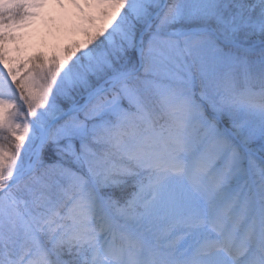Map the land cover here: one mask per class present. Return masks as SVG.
<instances>
[{
	"label": "snow or ice",
	"instance_id": "obj_1",
	"mask_svg": "<svg viewBox=\"0 0 264 264\" xmlns=\"http://www.w3.org/2000/svg\"><path fill=\"white\" fill-rule=\"evenodd\" d=\"M0 264H264V0H0Z\"/></svg>",
	"mask_w": 264,
	"mask_h": 264
},
{
	"label": "trees",
	"instance_id": "obj_2",
	"mask_svg": "<svg viewBox=\"0 0 264 264\" xmlns=\"http://www.w3.org/2000/svg\"><path fill=\"white\" fill-rule=\"evenodd\" d=\"M60 23H62L59 19H57L55 22H53L52 20V16H49L48 19L45 22L46 25V32L45 34L42 36L41 38V43H40V48H45L46 50L48 48L53 47L56 43H57V36L55 34V29L60 25ZM64 24H68V21H63ZM79 38V37H77ZM28 48L31 47L32 45V39L31 37H29L26 41ZM34 44H36V42H34ZM37 48V49H38Z\"/></svg>",
	"mask_w": 264,
	"mask_h": 264
},
{
	"label": "rangeland",
	"instance_id": "obj_3",
	"mask_svg": "<svg viewBox=\"0 0 264 264\" xmlns=\"http://www.w3.org/2000/svg\"><path fill=\"white\" fill-rule=\"evenodd\" d=\"M47 15L45 18L41 19L34 27L33 29L29 30L31 32V39H32V45L29 49V51L37 50L38 47H40L41 38L46 32V25L45 22L48 19L49 16L52 17H59L62 13V10L58 8H54L50 6L48 9L45 10ZM36 42V44H34ZM39 49V48H38Z\"/></svg>",
	"mask_w": 264,
	"mask_h": 264
}]
</instances>
